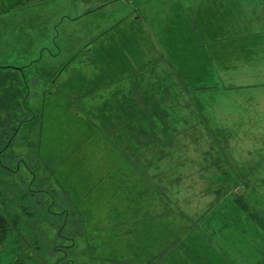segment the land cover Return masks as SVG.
<instances>
[{"label":"rangeland","instance_id":"rangeland-1","mask_svg":"<svg viewBox=\"0 0 264 264\" xmlns=\"http://www.w3.org/2000/svg\"><path fill=\"white\" fill-rule=\"evenodd\" d=\"M14 1L0 0V73L36 115L21 131L36 149H14L73 211L71 252L264 264V228L234 202L264 211V0ZM27 238L19 257L47 264Z\"/></svg>","mask_w":264,"mask_h":264},{"label":"trees","instance_id":"trees-1","mask_svg":"<svg viewBox=\"0 0 264 264\" xmlns=\"http://www.w3.org/2000/svg\"><path fill=\"white\" fill-rule=\"evenodd\" d=\"M14 79L19 83L22 82L17 74L0 73V246H2L0 264H33V260H36L34 257H19V244L28 239L27 234L33 239L34 247L47 264H90V262L82 263L79 255L71 252L72 248L77 246V239L74 234L64 232L66 226L74 223L76 219L71 215L73 211L63 206L65 201L62 197L56 199L54 189H46L47 178L45 179V176L37 171V167L30 165L29 159H34L33 153L24 155L19 149H14L19 143L29 145L32 152L36 149V144L31 141L28 144V139L23 142L24 136L21 131L24 128L33 130L32 124L35 117L34 113H31L29 117L24 116L22 114L26 109L24 103L17 99L18 95L8 92L7 81H14ZM35 155L38 156V154ZM24 165L31 172L30 178L25 177L24 174L18 176V172ZM11 177L19 183L12 181ZM40 192H42L41 196L46 194L51 197V201L42 200ZM234 202L242 210L250 213L251 218L256 220V224L264 228L263 209L261 211L256 207V209L253 208L242 195L236 196ZM53 206H60V212L54 211ZM40 218L47 220L44 223L52 229L51 232L40 228ZM82 223L84 227V218ZM24 226L29 229L26 230ZM188 253L192 260H200L198 257L193 258L194 253L191 251ZM101 260L102 264L106 262L112 264L111 261H113L104 257ZM153 261L144 264H152ZM200 264L204 263L200 260Z\"/></svg>","mask_w":264,"mask_h":264},{"label":"flooded vegetation","instance_id":"flooded-vegetation-1","mask_svg":"<svg viewBox=\"0 0 264 264\" xmlns=\"http://www.w3.org/2000/svg\"><path fill=\"white\" fill-rule=\"evenodd\" d=\"M21 84H23V86H24L23 80H22V82H20V85H21ZM23 86L20 88L22 91L25 90V89L23 88ZM19 93H21L20 90H19ZM25 96H26V95H24V97H25ZM25 108H26V106H25ZM25 112H26V113L29 112V109L26 108V109L23 111L22 114L26 115ZM35 116H36V115L34 114V117H35ZM41 122H42V121H41ZM40 128H42V124L40 125ZM45 191L48 192L47 190H45ZM41 198H42V200H43V199L46 198V197H45V196H42Z\"/></svg>","mask_w":264,"mask_h":264},{"label":"crops","instance_id":"crops-1","mask_svg":"<svg viewBox=\"0 0 264 264\" xmlns=\"http://www.w3.org/2000/svg\"><path fill=\"white\" fill-rule=\"evenodd\" d=\"M22 2H23V0H16V1L12 2L14 5H12L10 7H16L17 5H21Z\"/></svg>","mask_w":264,"mask_h":264}]
</instances>
